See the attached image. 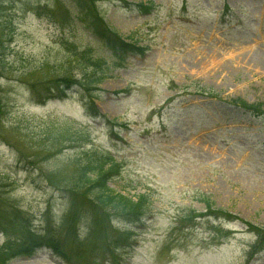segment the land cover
Returning a JSON list of instances; mask_svg holds the SVG:
<instances>
[{
	"label": "rangeland",
	"instance_id": "374dc122",
	"mask_svg": "<svg viewBox=\"0 0 264 264\" xmlns=\"http://www.w3.org/2000/svg\"><path fill=\"white\" fill-rule=\"evenodd\" d=\"M82 1L103 38L77 0H0V211L33 227L51 211L62 231L78 210L80 241L109 248L106 224L129 223L95 201L84 166L111 155L109 187L151 204L125 263L264 264V116L227 103L264 112V0ZM111 30L145 58L115 68ZM8 264L68 263L43 248Z\"/></svg>",
	"mask_w": 264,
	"mask_h": 264
},
{
	"label": "trees",
	"instance_id": "16d2710c",
	"mask_svg": "<svg viewBox=\"0 0 264 264\" xmlns=\"http://www.w3.org/2000/svg\"><path fill=\"white\" fill-rule=\"evenodd\" d=\"M78 6L81 9L82 14L84 15V19L88 21L91 30L96 33L95 35H100L102 38L104 34L101 35L100 31H98V27H103V21H101L97 14L94 12H90L88 7V3H84L82 0H77ZM87 5V6H86ZM102 23V24H101ZM94 28V30L92 29ZM106 31V30H105ZM108 32V31H107ZM109 35V32L108 34ZM110 35H113V39H109L105 37V43L109 48L114 51V63L113 65L122 66L123 61L125 59L124 55L128 50V47L122 41H119L117 34L111 30ZM82 57L87 61H91L93 64H97L98 66L107 65V61H101L96 58L93 59V56L89 53L88 50L81 53ZM109 66V64H108ZM110 68V66H109ZM104 77V76H103ZM104 78L98 79L97 83H100ZM2 115V114H0ZM119 163L116 159L108 155L104 159L97 161L96 163H88L84 166L85 180L86 186L93 191V197L95 201L104 208H108L115 213H121L128 221H135L140 218L143 211L149 209L150 199L146 195H138L137 197L125 195L115 189H112L108 185V178H110L114 173H116L119 169ZM111 175V176H110ZM200 201L203 202L207 207H212V203L209 199V196L202 195ZM51 211H47L46 216L48 217L46 220V225L44 228V232L34 229L30 225V220L27 218L26 214H23L22 209L20 208H12L7 211H0V232L4 233L9 237V241L5 246L0 247V264H7L8 257L11 254L10 249L12 251H16L17 253L22 254H31L32 251L40 244H47L54 248V250L59 253L61 256L66 259H75V260H86L89 264H98L97 259L91 257V254L99 253L104 249L99 247L98 250L89 248L87 246L90 241L86 240L85 242L80 241V236L78 231L74 226L75 219L78 215H80V211H72V208L68 215H65L63 224H66L65 230L59 231L55 220H52ZM107 218V219H106ZM106 222H109V217L105 216ZM94 220V219H93ZM94 226L99 225V229L103 230V225L101 222L95 218ZM105 232L110 237L109 248H111V253L113 255H117V249H119L122 245L125 244L130 238L131 232L128 228L108 226ZM104 233L103 231H101ZM72 237L74 239L73 242H70L67 237ZM90 236L94 237L93 232L90 233ZM15 238L18 242V245L14 246L12 244ZM101 239H95V242L99 243ZM101 243V242H100ZM16 248V249H14ZM14 249V250H13Z\"/></svg>",
	"mask_w": 264,
	"mask_h": 264
}]
</instances>
